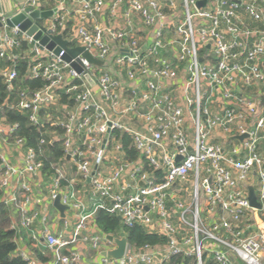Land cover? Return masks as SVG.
I'll use <instances>...</instances> for the list:
<instances>
[{
	"label": "built area",
	"instance_id": "2783aa9c",
	"mask_svg": "<svg viewBox=\"0 0 264 264\" xmlns=\"http://www.w3.org/2000/svg\"><path fill=\"white\" fill-rule=\"evenodd\" d=\"M202 1L206 6L198 8ZM28 8L55 10L41 26L55 36L70 29L77 47L102 62L78 56L72 62L80 74L62 59L64 52L55 56L32 44L0 13V79L17 96L8 107L27 114L34 126L64 131L53 137L62 141L64 161L53 165L41 193L47 141L30 147L17 136L18 124L0 119V189L20 212L33 248L52 250L53 264H87L88 249L99 253L102 245H115L101 233L87 234L92 212L105 210L166 243L141 249L127 243L122 258L99 254L97 264H173L176 257L194 264H264V0H23L16 10ZM22 42L30 50L16 53ZM21 59H28L27 77L40 80V88H16ZM115 131L132 138L137 160L125 158ZM245 135L232 149L217 143ZM67 161L77 178L64 187ZM176 185L189 186L180 190L189 202L173 196ZM250 188L260 210L251 207ZM58 197L78 213L70 236H58L47 226L48 214L34 210ZM169 200L180 211L176 223ZM38 219L41 232L34 230Z\"/></svg>",
	"mask_w": 264,
	"mask_h": 264
},
{
	"label": "trees",
	"instance_id": "16d2710c",
	"mask_svg": "<svg viewBox=\"0 0 264 264\" xmlns=\"http://www.w3.org/2000/svg\"><path fill=\"white\" fill-rule=\"evenodd\" d=\"M52 9L53 7H48ZM42 24V22H40ZM64 39L69 42L70 48H75L77 45L72 41V32L70 29L63 31ZM31 45L28 42H22L21 47L16 50V53H24L29 51ZM7 64H2L5 67ZM29 68L28 59H21L17 63L18 80L16 81V88H24L35 90L40 88L43 84L40 80H29L27 72ZM17 101L16 93L9 94L5 83L0 79V119L6 118L11 125L18 124L19 129L17 136L25 138L27 145L37 148L42 139L47 141L44 147L46 151L44 175L50 178L55 174L53 165L64 161L65 152L62 141H53L54 136L63 135L61 127H50V125L34 126L30 123L27 114L12 111L8 106L15 104ZM67 97L62 98L65 103ZM112 136L122 144L125 158L130 161L137 160L139 153L132 145V138L129 135L122 134L120 131L113 132ZM148 171V167H146ZM163 181L161 172L157 174V182ZM64 184V182H63ZM4 191L0 189V264H27L21 256L19 248L22 245L30 248L36 259L42 264H53L54 253L50 249H43L39 251L33 248L32 239L29 238V230L21 225V217L17 214L16 205L8 204L4 200ZM16 218V219H15ZM93 223L97 230L104 236H112L118 238L122 233L125 234L128 244L136 249H141L146 245L156 246L166 243V238L157 234H149L140 226L127 228L117 216L107 213L105 210H98L93 218ZM64 254H67L64 252ZM193 262V263H192ZM173 264H194L192 259H185L183 257H176L172 259Z\"/></svg>",
	"mask_w": 264,
	"mask_h": 264
},
{
	"label": "water",
	"instance_id": "95a60500",
	"mask_svg": "<svg viewBox=\"0 0 264 264\" xmlns=\"http://www.w3.org/2000/svg\"><path fill=\"white\" fill-rule=\"evenodd\" d=\"M206 1L198 2L197 7H205ZM55 10L53 11H43L40 12L39 10L33 11L31 8L26 9L24 12L18 13L17 10H13L7 16V25L11 28L19 26L20 32L25 33L28 37L32 38V44H38L41 48H43L47 52H52L55 56H60L62 52L64 55L62 59L67 62L71 63L72 68H74L78 73H82L83 70L78 62H72L78 56L83 55L91 64L101 66L102 62L94 59V57L86 51L84 48L77 47V48H70L69 42L64 39L62 35H53L52 31L47 30L46 28L41 26L40 21L44 19H50L53 17ZM145 47L143 48V50ZM87 80L93 85V81L87 75ZM264 103V100H263ZM248 136H240L235 137L231 140H237L242 142ZM178 160H181L178 158ZM249 201L251 207L257 210L262 208L261 204L258 201L257 195L253 188L249 189ZM54 208L61 214L63 218H65V214L70 207L64 206L61 203V197H58L54 203ZM119 220H122L121 217H118ZM109 241L114 242L116 245V249L111 252H103L102 255L104 257H110L112 259L118 260L124 256L126 246H127V239L125 234L122 233L120 239H114L112 236L107 237Z\"/></svg>",
	"mask_w": 264,
	"mask_h": 264
},
{
	"label": "crops",
	"instance_id": "0c3cea01",
	"mask_svg": "<svg viewBox=\"0 0 264 264\" xmlns=\"http://www.w3.org/2000/svg\"><path fill=\"white\" fill-rule=\"evenodd\" d=\"M16 1L17 0H0V13H5L6 15H8L13 10H16L18 7L21 6V5L16 4ZM68 5H69V7H71L73 4L71 5V2H68ZM254 94L256 97H258L256 92ZM215 109L216 108H214V109L212 108V111H215ZM188 127L189 128L191 127L190 122L188 123ZM217 143L221 144L223 147H225L227 149H232L235 146V144H237L236 141L231 140V138H229L227 140L224 139L223 141L222 140L218 141V139H217ZM168 146H169V149L172 151L171 144H168ZM2 147H3V145L1 144V141H0V149H2ZM67 162H68L67 163V167H68L67 168V181L64 182V184H63L64 187L70 186V180L72 179V177H74V176L76 177L74 166L72 165L71 162H69V161H67ZM105 167L107 170H109L112 167L111 162L107 161L105 163ZM49 183H50V178L44 177L43 183L39 188V192L46 193V188L49 185ZM82 186L83 185L79 184V183L75 184V188L77 190H82V191L87 192L88 187L84 189ZM184 187H189V186L188 185H186V186L185 185H183V186L182 185H176V187L172 191V194L177 199L178 198H184L187 200V202H189L190 199L185 194L180 192V190ZM81 197L83 199L82 200L83 205L88 206L89 200H88L87 196H85V197L81 196ZM168 206L171 209V211L173 212V216H174L173 221H174V223H176L180 211L176 208L175 202H173L171 200L168 201ZM34 210L37 212H40L41 217L45 212L48 214L49 219H48L47 226L50 229H52L58 236H63V235L70 236L71 231L73 230V226L78 219V217H77L78 213L73 208L68 210L65 214V218H63L61 216V214L53 206H51L48 202H45L41 206H35ZM92 213H93V215L89 221L87 234L88 235H96V234L101 235L93 223V218H94L95 213L94 212H92ZM17 214L20 215V212L18 211ZM20 217H21V215H20ZM157 227H159V225H157ZM43 229H44V225H43L42 221L40 219H38L35 222L34 230L37 232L38 231L41 232V231H43ZM157 230H158V228H157ZM29 238H30V236H29ZM76 248L77 249H79V248L86 249V247H84L83 245H78ZM115 249H116V245H109V244L108 245L107 244L102 245L99 253L97 251L92 250V249H88V251L84 255V260L86 261L87 264H97L99 254H102L103 252H111ZM19 252L33 256L36 259L32 250L25 245H22V247L19 248ZM37 264H42V263H40L37 260Z\"/></svg>",
	"mask_w": 264,
	"mask_h": 264
},
{
	"label": "rangeland",
	"instance_id": "374dc122",
	"mask_svg": "<svg viewBox=\"0 0 264 264\" xmlns=\"http://www.w3.org/2000/svg\"><path fill=\"white\" fill-rule=\"evenodd\" d=\"M22 3H23V0H17L16 1V4L18 5H21L22 6ZM48 19H44V20H41L40 22H42V24H44V22H46ZM205 199V195H204V191L201 192V200H204ZM189 218V216H188ZM191 219V218H190Z\"/></svg>",
	"mask_w": 264,
	"mask_h": 264
}]
</instances>
